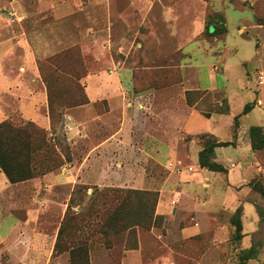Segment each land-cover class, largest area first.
<instances>
[{
  "label": "crops",
  "instance_id": "crops-1",
  "mask_svg": "<svg viewBox=\"0 0 264 264\" xmlns=\"http://www.w3.org/2000/svg\"><path fill=\"white\" fill-rule=\"evenodd\" d=\"M199 1L201 17L224 20L218 13H208V0ZM254 1L246 0L250 8ZM9 7L10 24L14 25L0 28V122L16 117L51 131L39 60L79 45L91 56L92 65L99 67L95 71L88 68L83 78L88 103L64 114L63 131L71 149L79 141L86 144L80 160L73 153L72 161L59 170L17 184H10L0 171V209L21 205L26 210V220L16 223L27 231L24 240L33 241L35 211L57 208L62 218L77 185L114 184L158 192L156 215L163 217V230L160 235L151 231L156 237L151 244L159 249L157 264H240L236 253L253 247L245 226L251 222L247 211L256 210L251 188L255 177L261 178L264 188V149L253 151L249 138L251 127L264 131V88L253 90L247 71L246 79H237L234 88L229 84V70L245 62L220 61L218 66H210L208 82L203 84L197 68L183 61L178 65L182 71L179 85L130 96L128 87L139 68L126 67L120 55L127 57L136 42L140 50L148 41L159 43L156 36L168 15L163 0H9ZM224 25L226 29L225 20ZM204 30L202 24L200 35ZM259 49L257 46L256 56ZM140 50L135 51L139 62L142 56L153 61L171 55H154V44L144 54ZM258 62L263 64L264 58ZM219 74L223 76L220 84ZM259 74L264 77L258 72V86ZM186 93L201 96L190 106ZM245 105L253 108L241 115ZM210 108L217 109L211 112ZM115 113L119 125H109ZM78 117L86 118L87 125L79 124ZM201 120L205 125H197ZM201 134L231 143L214 151V161L224 172L199 166ZM148 166L157 167L160 173H148ZM24 184L28 185L25 194ZM60 189L67 192L65 202L53 197ZM15 190L19 197H14ZM238 208L239 246L230 242L229 218L222 216ZM244 240L249 243L244 245ZM262 252L245 264L257 263ZM139 256L136 252L135 260Z\"/></svg>",
  "mask_w": 264,
  "mask_h": 264
},
{
  "label": "rangeland",
  "instance_id": "rangeland-1",
  "mask_svg": "<svg viewBox=\"0 0 264 264\" xmlns=\"http://www.w3.org/2000/svg\"><path fill=\"white\" fill-rule=\"evenodd\" d=\"M163 4L164 7H167L168 15H164L163 26L157 33L158 37L156 36L159 43L156 45L155 42L148 41L147 47L143 45L140 50L136 47L138 44L136 42L132 45L131 52L127 54V57L120 55L126 67H138L143 72L128 87L130 96L149 91H165L179 85L182 82V71L178 65L183 61L197 68L203 84L208 82L209 71L212 68L210 66H218L220 61L225 63L244 61L243 65L239 63V66L229 70V84L234 88L237 79H246L244 73L247 71L253 90H263L264 85L259 84L258 86L255 80L258 72L264 73V63L258 62L259 59L264 58V0H255L251 6L252 9L246 0H208V13L222 15L227 30V33H222V30H214L211 31L212 35L204 32L200 35L202 24L205 28V26H211L217 22L218 28L221 29L225 28L224 20L223 18L201 17V2L199 0H163ZM9 10V0H0V28L14 25L10 24L12 21ZM259 20L261 22H258ZM258 23H262L259 25L262 28L257 27ZM153 44L154 55L159 54L163 57L170 53L171 55L166 59L156 58L153 61L142 56L139 62L135 51L140 50L144 54ZM257 46L260 49L258 50L259 55L256 56ZM116 48V46L113 48L114 53ZM72 49L71 53L64 55L63 60L64 65L71 69L75 76L81 77L88 73V68L91 71L99 70V67L92 65L91 56L85 55L79 45ZM114 59L118 61V55L114 54ZM215 72L219 73L217 70ZM45 75L53 76L48 70L45 71ZM222 77L221 74L218 75V84L223 80ZM76 85L79 87L76 88ZM83 86V78H80L78 83L76 81L72 83L69 79H62L54 91L59 98L57 104L63 107L66 102L82 101L84 99L82 91L85 90ZM197 95H186V103L191 104L197 99ZM224 106L223 103L219 109ZM216 109L210 108V111ZM67 110L61 109L63 116L57 112L54 113L52 130L46 134L49 150L53 153L48 164L54 168L53 170L57 169L56 166L61 160V155L70 158L69 162H71L74 153L77 160H80L86 149V144L79 141L72 150L71 145L66 140L63 125L64 114ZM98 110L100 111L99 116L102 115L101 106L98 107ZM112 115L109 125H119L118 114ZM11 121L15 125L27 123V121L16 117ZM78 121L81 125H87V119L84 117H78ZM204 122L201 120V124L197 125H205ZM248 122L249 120L246 123L248 124ZM101 136L100 134L98 137ZM198 139L203 146V140L199 137ZM151 167L148 166V173H160L157 167ZM157 180L164 179L158 178ZM112 185L109 187L77 185L68 200L64 213L67 219L64 222V215L61 218V213H59L61 211L57 208L50 209L45 213L39 212V214L35 211L36 215L33 224H31L33 233L30 234L31 240H33L31 242L25 241L23 238L27 235L25 228L16 224L26 220V210L21 205H13L10 209H0V264H157L160 260V257L157 256L159 249L151 244V240L156 239L151 231L154 230V233L161 234L163 217L157 218L152 226L149 225L148 220L139 218L143 225L130 230L119 226L111 230L107 229L106 233H103V230L94 226L96 222L93 221V216L95 212L101 210V202L110 198L112 194L110 190H121L123 195L130 189ZM252 185L253 187L262 185L261 178L255 177L251 183V188ZM23 187V191L28 189L27 184H24ZM18 191L15 190L14 197H19ZM55 192L53 197H60L65 202L67 192L64 189ZM253 192L256 197L254 203L256 210L252 207L247 211L251 222L248 226L246 223L245 230L251 232L249 238L252 240L255 249V258L257 259L258 254L263 252L257 263L251 262L249 264H264V198L256 191ZM130 199L133 203L128 213L135 215L137 209V203L133 200L136 199L135 195L130 196ZM154 215L156 216V210ZM222 216L229 218L230 242L239 246L240 239H234L235 234L232 225L240 218L241 213L234 211L228 215L222 214ZM124 223L127 224V221ZM60 228H62V234L55 249ZM35 234H40L36 235L40 238H36ZM247 243L249 242L244 240V245ZM136 252H139L140 256L135 260L134 254ZM243 252L236 253L238 262Z\"/></svg>",
  "mask_w": 264,
  "mask_h": 264
},
{
  "label": "trees",
  "instance_id": "trees-1",
  "mask_svg": "<svg viewBox=\"0 0 264 264\" xmlns=\"http://www.w3.org/2000/svg\"><path fill=\"white\" fill-rule=\"evenodd\" d=\"M258 22L261 21L259 20ZM261 24L262 23H258V25ZM212 29L213 31L222 30V33L226 32L224 27L219 29L217 22H215L211 26H205L204 33L212 35ZM73 47L48 57L42 62H37L41 79L46 86L51 130L55 112L63 116L61 109L67 110L84 104L86 105L88 103L85 90H83L84 92L81 90L82 96L84 97L82 101L75 100L72 103L66 102L63 107L57 104L59 98L54 91L55 87L62 79H69V81L72 83L75 81L78 83L80 78H85L87 75L86 73L81 77H77L74 75L71 69H68L64 65L63 57L64 55L71 53ZM46 70L50 71L53 76L45 75ZM141 73L143 72L140 70L135 72L133 82L137 80V77ZM78 87L79 86L76 85V88ZM193 94H198L197 99L199 96H201V93H186L187 96ZM196 100L191 102L189 105L192 106ZM252 108L253 106L245 105L241 115L247 114ZM237 120L238 116H236L234 119L235 127L238 126ZM47 132L49 131L30 121L22 125H15L11 120H4L0 122V171L4 174L10 184H17L35 178H40L45 174L59 170V168H61L65 163L69 162L70 158L61 155V160L58 162L56 170H53L54 168L49 166L48 162L50 161L51 154L53 153L49 150L50 148L46 137ZM198 137L203 140V147L198 154L199 166L212 172H224L225 169L214 161V151L218 147H226L231 143L217 142L216 139L209 134H201L198 135ZM249 138L251 149L253 151L264 149V131L260 127H251L249 129ZM252 189L264 198V188L262 185L255 187L252 185ZM110 191L112 193L110 198L101 202V210L95 212L93 216V221L96 222L94 226H97L99 229L103 230V233H106L107 229L111 230L119 226L123 228L126 227L129 230L137 226H141L143 225V222L140 221L139 218H142V220H148L149 225L152 226L156 219L161 217L154 215L159 198L158 192L129 189L122 195L123 191L121 190L114 189ZM134 195L136 199L133 200H135L137 203V209L135 211V215H131L128 213L130 211L131 204L133 203V201L130 199V196ZM141 212L143 213L141 214ZM239 212L241 213V208L236 210V213ZM133 215L135 216L134 218L132 217ZM66 219L67 216L64 215L63 222L66 221ZM125 221H127V224L124 223ZM233 225H235L234 239L239 240L242 237L240 218H238L233 223ZM61 234L62 228H60L58 232L55 249L58 246V239L60 238ZM254 252V247H251L247 251L241 253L239 263L245 264L246 261L254 259L256 256V253Z\"/></svg>",
  "mask_w": 264,
  "mask_h": 264
},
{
  "label": "built area",
  "instance_id": "built-area-1",
  "mask_svg": "<svg viewBox=\"0 0 264 264\" xmlns=\"http://www.w3.org/2000/svg\"><path fill=\"white\" fill-rule=\"evenodd\" d=\"M263 80H264L263 75L262 74H259L258 75V82L261 84L263 82Z\"/></svg>",
  "mask_w": 264,
  "mask_h": 264
}]
</instances>
